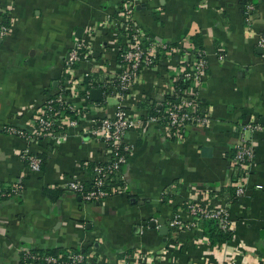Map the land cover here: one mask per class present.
I'll list each match as a JSON object with an SVG mask.
<instances>
[{"label": "crops", "instance_id": "obj_1", "mask_svg": "<svg viewBox=\"0 0 264 264\" xmlns=\"http://www.w3.org/2000/svg\"><path fill=\"white\" fill-rule=\"evenodd\" d=\"M253 1L248 17L245 0H0V21L9 27L0 41V184L22 185L0 199V264H20L23 249L80 250L85 264H264V52L258 51L264 0ZM125 6L155 42L182 50L143 67L121 99L102 91L101 100L92 101L90 93L84 96L83 74L100 88L118 72ZM196 35L206 58L198 96L207 123L186 128L181 138L158 122L136 126L126 134L127 163L114 178L122 192L88 202L66 190L67 180H89L84 164L109 158L92 128L113 117L117 105L134 119L146 118L148 107L170 91L181 62L192 59L186 49L199 47ZM76 40L88 57L70 76L65 60ZM64 88L83 112L77 127L36 141L5 131H31L42 105ZM248 121L262 128L243 131ZM241 133L255 155L244 194L236 197L239 172L231 158ZM203 146L211 150L202 153ZM27 147L46 156L39 172L20 156ZM192 202L225 209L232 239L210 243L201 226L206 218L171 227L176 214L191 219L186 205Z\"/></svg>", "mask_w": 264, "mask_h": 264}, {"label": "built area", "instance_id": "obj_2", "mask_svg": "<svg viewBox=\"0 0 264 264\" xmlns=\"http://www.w3.org/2000/svg\"><path fill=\"white\" fill-rule=\"evenodd\" d=\"M245 3V12L249 17L255 9V4L253 0H245ZM131 12L132 10L128 6L121 9L122 19L126 18V20L120 27L121 38L117 57L119 70L109 81L100 86L103 94H114L119 99L130 90L143 67L155 66L171 51L180 52L182 50L178 46L172 47L165 42H155L151 36L130 19ZM8 31V25L4 20H1L0 41L6 37ZM260 46L264 48V39H261ZM186 50L190 51L192 59L181 62L182 65L178 72L170 80V91L154 103L155 106L159 107L154 114H149L144 119H134L120 105H117L113 117H103L99 126L92 128V134L106 144L109 158L106 161L97 162L91 167L88 181L79 178L67 180L63 185L66 190L76 193L82 200L88 202L101 201L116 192H122L124 190L123 185H115L113 182L121 167L127 163L132 148L126 141V134L136 126H143L148 122H158L163 124L173 137L181 138L186 128L202 126L207 123L208 116L200 110L198 96V90L206 70L204 49L198 47ZM87 57L85 45L76 40L65 60L67 73L71 76L76 64ZM83 78H88V85L92 87L95 80L90 73L85 72ZM180 80L187 83L186 87L177 85ZM92 88H87L84 95L86 98H88ZM82 115V110L69 100L64 88L57 94L50 96L42 105L33 119L31 131L13 126H7L5 131L28 141L56 138L60 133L77 127ZM261 128L259 122L248 121L242 124L243 131ZM254 155V147L249 139L241 133L231 158L233 169L239 172L234 181V195L236 197L244 194L246 177L249 174L247 167ZM20 156L31 171L39 172L41 170V157L30 152L28 147L21 152ZM83 166H87V164ZM21 189V184L5 186L0 184V197H10ZM186 209L191 219L184 221L176 214L169 222L171 227L188 228L194 226L199 219L207 218L215 219L219 228L230 230V218L225 209H210L193 202L187 203ZM85 260V254L80 250L64 249L57 254H51L23 249L20 263L85 264Z\"/></svg>", "mask_w": 264, "mask_h": 264}, {"label": "trees", "instance_id": "obj_3", "mask_svg": "<svg viewBox=\"0 0 264 264\" xmlns=\"http://www.w3.org/2000/svg\"><path fill=\"white\" fill-rule=\"evenodd\" d=\"M197 36L198 35L194 36L192 39L196 43V45H198L200 47L201 41L197 38ZM200 48H202V47H200ZM84 84L86 85V88H92V87L98 86L97 83L94 82V83H92V87H90V85H88L89 84L88 78L84 80ZM186 84L187 83H185L183 80H180L179 82H177V85H180L181 87H186ZM154 103L148 107V111L150 114H154L155 111L159 108L158 106H155ZM199 106H200V104H199ZM38 156L41 157V160H42L41 168H43L45 165V162H46V156L44 154H38ZM94 164L95 163H88L86 169L88 171H90L91 167ZM113 184L116 185L118 183H117V181L116 182L114 181ZM44 193L45 194L49 193V189H44ZM5 198H8V197H6V196L0 197V199H5ZM201 226H202L203 234L209 239L210 243H212V244L224 243V242H227V241L232 239L231 230H223V229L219 228L217 221L215 219H207L206 218L205 220H203ZM63 250L53 249V250H47L46 252L51 253V254H57Z\"/></svg>", "mask_w": 264, "mask_h": 264}, {"label": "water", "instance_id": "obj_4", "mask_svg": "<svg viewBox=\"0 0 264 264\" xmlns=\"http://www.w3.org/2000/svg\"><path fill=\"white\" fill-rule=\"evenodd\" d=\"M77 30L82 31V29H80V28L77 29ZM78 36L80 37V35H78ZM258 51H259V53H263L264 52V49L262 47H259L258 48ZM101 97H102V89L101 88H92L90 90V99L92 101H99V100H101ZM210 150H211V147H208V146H203L202 147V153L203 152H206V151H210ZM158 222L161 225L160 232L161 233H166L167 227L164 225L163 219L160 218L158 220ZM150 225H151V227H154L155 226V223H151Z\"/></svg>", "mask_w": 264, "mask_h": 264}]
</instances>
